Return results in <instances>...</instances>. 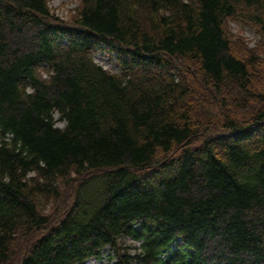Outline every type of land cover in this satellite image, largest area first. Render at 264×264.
<instances>
[{
  "label": "trees",
  "instance_id": "obj_1",
  "mask_svg": "<svg viewBox=\"0 0 264 264\" xmlns=\"http://www.w3.org/2000/svg\"><path fill=\"white\" fill-rule=\"evenodd\" d=\"M79 3L0 0V264H264V0Z\"/></svg>",
  "mask_w": 264,
  "mask_h": 264
},
{
  "label": "rangeland",
  "instance_id": "obj_2",
  "mask_svg": "<svg viewBox=\"0 0 264 264\" xmlns=\"http://www.w3.org/2000/svg\"><path fill=\"white\" fill-rule=\"evenodd\" d=\"M51 11L62 19L63 21H70L76 15L77 8L80 5L79 0H49ZM229 28L231 34L238 39L241 44H247L250 47H255L259 43H264V38L248 23L239 22V21H231L229 23ZM28 41H22L21 47H29ZM95 61L104 67L105 69L111 71L112 73L119 74L120 70L116 63V55L108 51L104 48H99L95 53ZM56 119H59L58 114H56ZM58 126L63 127L64 124L62 122H58ZM74 189L71 188L69 191V195L71 198L73 197ZM66 193V192H65ZM65 195L62 199V204L65 202ZM68 198V197H67ZM67 200V199H66ZM64 205V204H63ZM61 209V207H60ZM61 211V210H60ZM140 246V242L133 240L132 238H127L123 243V250H128L130 253H136ZM113 257V260H111ZM115 261L114 259V251L107 247L104 250L103 257L100 260H91L88 261L87 264H112Z\"/></svg>",
  "mask_w": 264,
  "mask_h": 264
}]
</instances>
